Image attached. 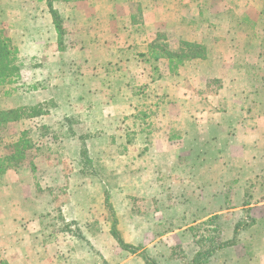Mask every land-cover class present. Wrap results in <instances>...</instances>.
Here are the masks:
<instances>
[{
    "label": "rangeland",
    "instance_id": "rangeland-1",
    "mask_svg": "<svg viewBox=\"0 0 264 264\" xmlns=\"http://www.w3.org/2000/svg\"><path fill=\"white\" fill-rule=\"evenodd\" d=\"M106 1L103 6L102 0H0V35L9 40L15 67L10 82L0 88V111L40 110L1 131L0 155L12 142L23 141L28 149L17 168L0 175V186L15 181L32 185L36 200L7 203L10 212H19L12 213L16 217L0 212L1 222L6 219L3 231L11 236L6 243L0 238V264L18 260L22 250L24 264H145V258L150 264L172 259L190 264L199 245L215 246L213 261L221 264L225 258L218 255V244L257 246L262 221L228 220L233 214L227 221L218 215L197 220L221 208L217 201L206 205L218 190L214 195L211 188L197 186L204 167L219 166L223 156L216 149L179 154L181 125L171 123L166 113H222L218 107L214 112L209 101L227 94V68L243 72L247 85L257 82V95L251 98L264 101V0ZM49 3L58 15L60 36ZM184 30L199 38L191 54L200 57L179 61L172 55L188 51V42L181 39ZM180 100L187 104L177 107ZM223 166L218 182L240 180L234 171L225 175ZM246 177L250 202H259L264 176L248 171ZM4 191L0 188L2 198L31 195L27 187ZM225 192L234 198L241 191L232 186ZM68 204L86 216L66 221L62 214H73ZM183 212H195L194 217L181 216ZM113 223L135 250H122L112 237L115 245L112 250L105 246L104 259L87 247L85 238L111 232ZM184 228L187 234L179 233V245L177 237L156 242L161 234ZM30 230L36 246L26 250ZM16 239L22 246L15 249ZM6 246L16 253L7 257ZM240 252L233 250L230 256L240 262L241 253L246 260L255 255Z\"/></svg>",
    "mask_w": 264,
    "mask_h": 264
},
{
    "label": "crops",
    "instance_id": "crops-1",
    "mask_svg": "<svg viewBox=\"0 0 264 264\" xmlns=\"http://www.w3.org/2000/svg\"><path fill=\"white\" fill-rule=\"evenodd\" d=\"M102 1L104 2L103 6H105L107 1L106 0H102ZM188 3L189 2H187L186 4ZM108 10H109L108 14H110V12H112V9L110 8ZM182 34H183V38L181 39H183L184 41L188 43L200 42L198 37L196 38V37L188 36L189 32H187V30L186 31L184 30ZM227 69L229 71L227 73V76L229 77V79L227 77L223 79L226 83L224 85V88L226 87L225 92L227 94L224 96V99L223 98L221 99L213 98L212 100L209 101L211 105L208 104V106L210 105V107L213 108L214 112H215V107H218L219 109L223 110L222 113H217L213 115L203 114V113L202 114L182 113V114H179V116L177 117L168 116L166 113V119L169 117V119L171 120L170 121L171 123L175 122L181 125V132L179 133V154L186 156L190 153H195L197 156L198 154H203L204 152H208V151L209 153H211L212 150L216 149V151L223 156L220 159H218L219 161L218 163L220 165L223 163L224 165L223 168L225 169L224 171L225 175H226V172L234 171L235 175H237V177H239L240 179L238 180L240 182L236 181V183H234V181H225V182L223 181L224 183L221 184L220 182H218V177L221 173V171L219 170L220 165L213 166V168L212 166L211 168H209L208 166L204 167L205 171H203V174L201 172V180H203V182L202 184H199L197 187L203 188V189L211 188V191L213 190L215 191V192H212L214 195L217 194V190H218L219 191L218 197L216 195L211 198H208L206 205L209 208L213 207L214 201H217V205L219 207L221 206V208L216 213L206 212L205 215L201 216V218H197V220L204 221L206 219H209V218H212L218 215L222 218V220L227 221L226 217L231 216L233 214V218H229L228 220L233 219L236 221V220L247 219L249 217L250 219H253L254 221L264 222V196L261 200H259V202H256V201L250 202L249 200L250 196L249 194L247 196L245 192V189L248 188L247 187L248 178L246 177V174L248 173V171L249 173L251 172V173H254L255 175L262 174L264 176V101H262V99H259V98H255L253 100L251 98L252 96L257 95V89H258L257 82H255V86H253L254 83L247 85L246 82L244 81L245 75L243 74V72L241 74H237L236 71L233 72L232 70L230 71V68H227ZM243 82L245 83V85H241V83ZM229 84L231 85L229 86ZM259 85L261 88V84ZM167 90H171V88L170 87L165 88L166 92ZM175 90L176 92H178L179 87L176 86ZM247 93L250 94L248 95L250 98L244 99L243 97L245 96L243 95ZM218 97L220 96L218 95L216 98ZM186 104L187 103L185 101L180 100V102H178L176 106L180 107L182 105L185 106ZM197 134H198V137H197ZM227 156L231 158L229 159L227 158ZM224 161H228L229 164L225 163ZM197 163L199 162L197 161ZM215 168H218V170L216 171L213 170ZM188 183L192 185V181L191 182L188 181L187 184ZM22 184L23 183L20 181H15L11 185L9 183L6 184L5 182L3 186H0L1 193L4 191V188L5 190L7 189L8 191L9 188L11 187H14L16 189H24L27 187V189L31 191V195H28L26 197L23 196L22 198H18V199L16 197L15 199H13V197L12 198L11 197L2 198L0 196V212L6 213L7 216L11 215L12 213H15V214L19 213L15 211V209L10 212V207L7 205V203H9L10 205V201H13V202L19 201V200L24 201L25 198H30V201L32 198L33 200H36L34 197H32V192H34L33 188L31 187L32 185L24 186ZM232 186L234 189H237V190L240 189L241 191L238 195L236 194L234 198L232 195L230 196L226 195V192H225L226 189ZM262 186H264V183ZM222 189L223 191L221 193ZM7 191H4V192L7 193ZM194 200L192 201V203L200 205L198 202H194ZM209 203L210 205H208ZM4 205H6L5 210H3ZM203 207L204 206L202 205V208ZM253 207L259 208L261 210L256 214H253L252 212H248V213L245 212L249 208H253ZM72 208H73V205L71 206L70 204L68 209L67 208L66 209L71 210ZM194 213L195 212H191L189 214L187 212H183L181 213V216L185 215L188 217H191V216L194 217L193 215ZM15 214H12V215L15 216ZM62 216L67 221V220H72V219L73 220L80 219L82 216L83 217L86 216V214L85 213L78 214L76 213L75 208H73V214L68 215L65 212L62 214ZM5 220L6 219L4 218V220L1 222V218H0V238L4 240V243H6L5 242L6 238L11 237L7 235L8 234L7 232L3 231V227H4L3 224H5ZM9 223L10 221L7 220L6 224L9 226L12 225ZM237 224L238 223H236V225ZM30 231L31 232L29 233H31V235L29 233L27 234V236L29 235L28 236L29 238H28V242H26V245H27L25 246L26 250H29L30 248L32 250L36 246L30 240L35 233L34 232L32 233V230ZM179 233H183V235L185 236L187 234L186 228L175 231L170 234H165V235L161 234V236H159L156 242L160 240L163 241L166 238H169L173 241L172 238L177 237V240L174 243L179 245ZM257 236L260 241V244H258L257 246L254 245L253 242H251L252 246H247V244L244 246H234L231 244V246H225L219 249V251H217L218 255L219 253L220 254L222 253V255L225 258V261L222 260L221 264H264V227H263L262 232H259L255 235V237ZM19 237H22V236H19ZM85 239L89 241V244L87 245V247L91 245L92 249L97 251L101 255V257L104 259H105V250L108 249V247H105V246H109L112 250L113 246L115 245L113 238L110 232L108 231H99L95 235L91 236V238L89 239L85 238ZM103 240L107 241L106 245L104 244ZM224 241H227V240L225 239L223 240V242ZM12 242L15 245L14 246L15 249H16V246H18L19 244L20 246H22L20 240L16 239ZM156 242H154V244ZM183 242L184 241L180 242V244L182 248L185 249L183 247L184 246ZM191 245L193 244L191 243ZM115 247H116L115 248L116 250L119 249L117 246ZM15 249L11 251L6 246V250H2V251L5 252V255L7 257L9 256L11 257L12 255L16 253ZM197 249L198 250L193 253L196 254L199 251V248ZM233 250L235 251L239 250L241 252L251 253L255 255L251 256L250 258L246 260V257L244 256V254L240 252L242 255V258L240 259V262H237L236 261L237 257L230 256ZM185 253H187V251H185ZM133 257L134 255L130 258L132 259ZM26 259H27V256H25L22 250V254H20V258L18 260L15 259V261H13L11 264H24L27 261ZM213 259L214 257H211L207 261L206 264H214L215 261H213ZM177 263H178L177 260L172 259L169 264H177ZM123 264H128V261L123 262Z\"/></svg>",
    "mask_w": 264,
    "mask_h": 264
},
{
    "label": "trees",
    "instance_id": "trees-1",
    "mask_svg": "<svg viewBox=\"0 0 264 264\" xmlns=\"http://www.w3.org/2000/svg\"><path fill=\"white\" fill-rule=\"evenodd\" d=\"M49 13L52 17L53 24L55 25V30L57 31V34L60 36L62 34L60 21L58 18V15L56 11L52 8V4H48ZM188 45V51L185 52L186 54H183L182 56L178 55H172V57L179 58V61L181 58H187V59H194L200 57L199 54H191L193 49H197L199 46H197L194 43H187ZM191 55V56H190ZM15 70V67L13 66L12 59L10 58V45L9 40L3 39L0 35V88L4 87L7 83L10 82L11 75L13 74ZM28 112V114H26ZM40 114L39 107L33 106V107H22L18 109H10V110H2L0 111V147L2 145V139L3 136L1 134V131L5 128V125L10 122H16L21 117L29 116V117H35ZM27 144H23V141L15 142V143H9L6 144L3 148V154L0 155V175H3L5 172H7L10 168H17L25 159V151L27 148ZM214 218V217H213ZM215 219V218H214ZM240 224H237L235 227V230L239 228ZM115 223H113V229L111 230V236L115 239L117 244L122 250L131 251L133 252L135 248H132V246H128L125 244L122 239L119 237L117 230L114 228ZM200 249L199 251L193 256L191 259L190 264H206L207 261L213 256V253L215 252V246H209V248H204L202 245H199ZM226 244H218L219 249L222 247H225ZM11 258H9L7 261L2 260V264H9ZM145 264H150L149 259L145 258Z\"/></svg>",
    "mask_w": 264,
    "mask_h": 264
}]
</instances>
